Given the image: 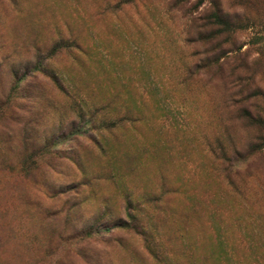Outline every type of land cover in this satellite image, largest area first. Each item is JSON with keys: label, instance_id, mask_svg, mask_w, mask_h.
<instances>
[{"label": "rangeland", "instance_id": "obj_1", "mask_svg": "<svg viewBox=\"0 0 264 264\" xmlns=\"http://www.w3.org/2000/svg\"><path fill=\"white\" fill-rule=\"evenodd\" d=\"M0 264H264V0H0Z\"/></svg>", "mask_w": 264, "mask_h": 264}, {"label": "trees", "instance_id": "obj_2", "mask_svg": "<svg viewBox=\"0 0 264 264\" xmlns=\"http://www.w3.org/2000/svg\"><path fill=\"white\" fill-rule=\"evenodd\" d=\"M212 18L214 19L212 22V24H218V23H221L223 25H225L227 28L224 29L223 31L226 32V31H229L230 27H229V24L228 22L226 21V19L224 18V16L220 13V12H216L212 15Z\"/></svg>", "mask_w": 264, "mask_h": 264}]
</instances>
